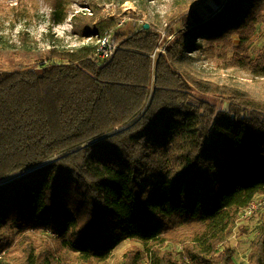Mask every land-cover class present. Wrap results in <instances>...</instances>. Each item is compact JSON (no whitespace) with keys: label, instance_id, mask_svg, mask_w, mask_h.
<instances>
[{"label":"trees","instance_id":"trees-1","mask_svg":"<svg viewBox=\"0 0 264 264\" xmlns=\"http://www.w3.org/2000/svg\"><path fill=\"white\" fill-rule=\"evenodd\" d=\"M209 1L168 26L156 58L152 23L115 32L96 0L73 12L72 33L88 39L75 48L0 35V264H103L125 240L144 248L119 264H237L226 242L264 194V104L181 63L221 45L264 76V47L251 52L264 0ZM66 4L50 1L53 23ZM109 31L119 48L100 63ZM13 246L15 262L3 255ZM251 247L264 264V215Z\"/></svg>","mask_w":264,"mask_h":264},{"label":"rangeland","instance_id":"rangeland-1","mask_svg":"<svg viewBox=\"0 0 264 264\" xmlns=\"http://www.w3.org/2000/svg\"><path fill=\"white\" fill-rule=\"evenodd\" d=\"M51 0H0V35L6 41L18 42L20 34L29 33L33 42L39 46H47L51 42L59 43L60 47L75 48L87 42L72 33L71 18L73 12H85L91 15L88 8L89 0H67L69 16L61 23H53L51 19ZM97 8L104 17L116 16L119 23L116 31L132 32L140 29L145 21L152 23L160 34V46L152 57L159 53H166V41L173 40L167 35L170 24L179 19L191 9L200 10L204 1L209 0H96ZM51 27V29H50ZM114 32V31H113ZM118 42V41H117ZM119 43V42H118ZM207 45H204L206 48ZM264 47V25H261L251 44V52L256 57ZM191 62L181 63L182 68L195 72L199 77L224 85L236 86L248 91L253 98L264 104V76L255 75L251 70L231 63V52L224 53L221 45H215L214 51L202 49L193 53ZM264 215V194L256 198L252 205L242 214L232 229L227 244L237 249L236 263L251 264V243L257 234ZM36 245L47 242V236L41 230L30 233ZM171 246V245H169ZM133 248L143 249L144 246L133 240L123 241L113 250L110 257L103 264H119L125 253ZM61 253L68 260L71 253L62 250ZM5 259L15 262L20 251L13 246ZM1 258V255H0ZM79 264V263H71Z\"/></svg>","mask_w":264,"mask_h":264},{"label":"built area","instance_id":"built-area-1","mask_svg":"<svg viewBox=\"0 0 264 264\" xmlns=\"http://www.w3.org/2000/svg\"><path fill=\"white\" fill-rule=\"evenodd\" d=\"M119 48L112 31L105 33L99 38V47L96 57L100 63L109 61Z\"/></svg>","mask_w":264,"mask_h":264},{"label":"water","instance_id":"water-1","mask_svg":"<svg viewBox=\"0 0 264 264\" xmlns=\"http://www.w3.org/2000/svg\"><path fill=\"white\" fill-rule=\"evenodd\" d=\"M144 28H149V24L146 23L145 26H144Z\"/></svg>","mask_w":264,"mask_h":264}]
</instances>
